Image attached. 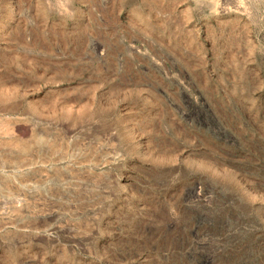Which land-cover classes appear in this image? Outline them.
<instances>
[{"label":"rangeland","instance_id":"374dc122","mask_svg":"<svg viewBox=\"0 0 264 264\" xmlns=\"http://www.w3.org/2000/svg\"><path fill=\"white\" fill-rule=\"evenodd\" d=\"M0 264H264V0H0Z\"/></svg>","mask_w":264,"mask_h":264}]
</instances>
